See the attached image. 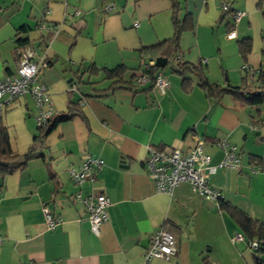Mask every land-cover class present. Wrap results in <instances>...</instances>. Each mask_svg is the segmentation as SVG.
I'll return each instance as SVG.
<instances>
[{
    "label": "crops",
    "instance_id": "crops-1",
    "mask_svg": "<svg viewBox=\"0 0 264 264\" xmlns=\"http://www.w3.org/2000/svg\"><path fill=\"white\" fill-rule=\"evenodd\" d=\"M178 2L180 18L187 13L193 23L181 35L179 61L203 64L214 83L236 86L245 76L253 81L251 71L264 61L258 0ZM222 2L243 13L236 25L230 15L223 16ZM171 18V0H0V81L17 68L23 49H15V36L27 26L22 36L31 40L26 47L34 50L33 59L50 62L39 79L54 115L65 113L68 102L80 101L86 120L75 116L58 123L42 139V159L0 177V264H256V259L264 264V252L248 247L218 202L204 199L188 183L159 192L145 169L150 148L185 150L195 138L203 141L210 162L218 164L223 151L216 142L227 137L238 148L240 166L218 168L208 183L222 201L264 223V103L252 107L231 95L210 99L193 74L180 76L172 69L170 75L161 70L168 82L164 94L149 83L109 90L110 81L100 74L84 73L87 82L76 80V72L90 65L112 69L123 64L137 73L143 62L139 49L170 38ZM232 29L235 37L228 39ZM245 40L251 46L243 58L240 42ZM184 77L192 80L188 91L181 86ZM34 113L26 94L1 117L18 154L27 152L38 134ZM90 156L102 159L103 166L82 191L102 192L110 202L97 235L90 232L83 206L72 200L78 186L68 174ZM43 206L60 218L52 230L45 226ZM160 228L174 234L176 253L144 262L150 237ZM236 234L244 238L233 240Z\"/></svg>",
    "mask_w": 264,
    "mask_h": 264
},
{
    "label": "built area",
    "instance_id": "built-area-1",
    "mask_svg": "<svg viewBox=\"0 0 264 264\" xmlns=\"http://www.w3.org/2000/svg\"><path fill=\"white\" fill-rule=\"evenodd\" d=\"M221 11L229 9L226 2L220 4ZM110 10L109 6H105ZM243 15L240 11L230 14L232 25H236ZM137 26V22L134 23ZM49 32H54L55 27L40 26ZM228 39L235 37L232 29L227 34ZM34 50L31 47L23 48L18 60L17 68L12 75L6 76L0 81V114L16 98L28 94L34 104V120L37 127L45 126L55 110L51 104L50 94L45 84L39 79V74L46 67L44 61H35ZM174 61H179L176 56ZM155 60L142 62L140 70L137 71L136 84L143 85L150 81L147 70L154 65ZM253 73V71H251ZM168 82L161 71H158L153 81V88L159 94H164L167 90ZM216 145L223 151V157L218 164H212L210 157L203 151V141L195 138L193 144L182 150L175 147H164L160 150L149 149L148 157L145 161L147 176L154 182L156 190L170 193L174 187L180 183H188L192 190L201 195L204 199L218 202L221 200V193L211 187L208 183V175L218 168L237 170L240 166L238 148L229 142L227 137H221ZM103 160L97 157L85 158L76 168H69L68 174L72 183L78 186L77 191L72 194V200L80 203L85 210V219L89 224L90 232L97 235L100 225L107 220L109 198L102 192L83 193L82 186L93 179L95 173L101 170ZM44 223L48 230H52L60 222V218L54 216L48 206L42 207ZM241 234H236L233 240H242ZM2 236L0 235V244ZM248 247L256 251L259 242L248 240ZM177 242L173 233L165 228L156 230L150 237L149 246L144 251V262L153 258L167 260L176 253Z\"/></svg>",
    "mask_w": 264,
    "mask_h": 264
},
{
    "label": "trees",
    "instance_id": "trees-1",
    "mask_svg": "<svg viewBox=\"0 0 264 264\" xmlns=\"http://www.w3.org/2000/svg\"><path fill=\"white\" fill-rule=\"evenodd\" d=\"M257 5L264 20V0H258ZM181 10L178 0H171L172 36L155 45L141 47L139 49L140 60L145 62L149 59L155 60L157 57H163L167 60L166 66L175 60L176 56L180 53V39L182 33L193 27L192 19L189 14L184 13L183 17L180 18ZM222 12L223 16H226L230 15L233 11L229 7V9ZM29 29L30 28L24 25L17 29L14 41L15 49H23L30 43L31 40L28 37L22 36V34L26 33ZM262 37L264 41V34ZM38 39L42 41V37ZM250 46L249 40L240 42V52L243 58H245L250 51ZM261 53L264 60V50H262ZM45 63L46 66L50 64V62L47 63L46 61ZM141 66L139 68L137 67V69L140 70ZM161 70L162 68H158L155 65L148 68L147 73L150 76V81L148 82L150 84L149 87H153L155 75ZM172 72L180 76H183L187 72L193 74L197 79V84L204 89L206 96L210 99H219L225 95H231L236 100L252 107H258L264 103V61L263 65L251 74L254 76L253 81L248 82V76H245L243 81L236 86H232L227 82L222 84L211 82L205 74V66L201 63L194 65L176 61L175 67L172 68ZM84 73H87L89 77L98 76L99 74L102 75V79L110 81L107 88L109 90L116 87H133V85L136 84L137 73L123 64L112 69L105 67L98 68L95 65H90L84 72H76L75 76L78 83L87 82L83 80ZM181 86L185 91L190 90L192 87V80L188 77L182 78ZM80 104V101L78 103L68 102V107L65 113L53 115L43 127L36 126L38 134L34 136L32 144L29 146L27 152L23 154H18L12 149L6 127L1 121L4 112L0 114V177H5L16 170L23 169L32 159H42V139H44V137L52 131L58 123L70 120L75 116H80L86 121L81 113ZM250 160L254 161L255 156H252ZM218 205L220 209H226L229 212L248 240H256L259 242L258 248L255 252H264V223L251 219L236 207L222 200L218 201Z\"/></svg>",
    "mask_w": 264,
    "mask_h": 264
},
{
    "label": "water",
    "instance_id": "water-1",
    "mask_svg": "<svg viewBox=\"0 0 264 264\" xmlns=\"http://www.w3.org/2000/svg\"><path fill=\"white\" fill-rule=\"evenodd\" d=\"M166 63H167V60L166 58H163V57H157L155 59V63L154 65L158 68H164L166 66ZM256 264H263L260 260H257L256 259Z\"/></svg>",
    "mask_w": 264,
    "mask_h": 264
},
{
    "label": "rangeland",
    "instance_id": "rangeland-1",
    "mask_svg": "<svg viewBox=\"0 0 264 264\" xmlns=\"http://www.w3.org/2000/svg\"><path fill=\"white\" fill-rule=\"evenodd\" d=\"M175 67V62L172 61L168 66H166L164 69L165 73H168L170 75V69L174 68Z\"/></svg>",
    "mask_w": 264,
    "mask_h": 264
}]
</instances>
